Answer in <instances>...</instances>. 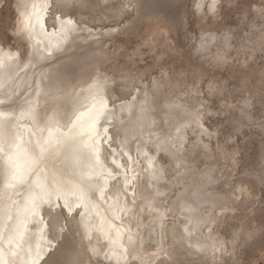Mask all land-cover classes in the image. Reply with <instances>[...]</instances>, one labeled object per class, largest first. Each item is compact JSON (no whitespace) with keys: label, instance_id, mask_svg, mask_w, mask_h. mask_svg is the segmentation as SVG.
Segmentation results:
<instances>
[{"label":"bare ground","instance_id":"bare-ground-1","mask_svg":"<svg viewBox=\"0 0 264 264\" xmlns=\"http://www.w3.org/2000/svg\"><path fill=\"white\" fill-rule=\"evenodd\" d=\"M134 1L144 13L156 8L173 10L178 3ZM50 5L52 0L19 1L16 33L29 44L27 61L0 44V264L48 261L67 230L60 224L57 237L51 236L50 215L41 210L44 204H59L60 212L62 204L67 211L62 214L77 222L78 249L87 264L175 263L174 242L198 263L222 262L241 238L233 233L228 246L218 234L217 220L228 205L224 204L227 197L213 191L218 182L214 169L191 172L183 154L187 128L207 134L199 113L181 108L185 116L177 121L176 113L165 112L163 121L170 120L171 129L159 133L161 127L153 126L146 97L134 95L120 116L125 123L121 151L108 143L112 152H105L102 142L111 133L105 121L115 117L104 95L105 84L96 79L73 87L69 75L72 64L82 65L99 55L103 37L83 33L73 38L70 33L76 22L69 15L56 14L55 27L49 29L45 18ZM218 9L219 0H197L200 15L212 16ZM253 13L261 26L258 30L252 24L254 31L246 38H255L258 47L264 45V12L254 7ZM230 39L229 33L224 37L201 33L196 52L221 43L228 47ZM111 125L115 128L114 120ZM197 139L196 147L201 142ZM164 152L172 160L174 174H181L173 182L160 162ZM13 171L23 174V179L14 180ZM178 185L182 191L177 200L163 206L167 191Z\"/></svg>","mask_w":264,"mask_h":264},{"label":"rangeland","instance_id":"rangeland-1","mask_svg":"<svg viewBox=\"0 0 264 264\" xmlns=\"http://www.w3.org/2000/svg\"><path fill=\"white\" fill-rule=\"evenodd\" d=\"M19 1L0 0V44L17 51L27 61L29 44L16 33ZM196 3L197 0H178L175 8L171 7L173 10L156 8L144 13L134 0H52L46 23L52 29L54 18L69 15L76 22L70 33L73 38L83 33L103 37L101 55L86 59L82 65L72 64L69 75L73 87L96 79L105 84L104 95L110 111L115 112L113 119L105 121L111 132L102 142L105 152H112L108 143L119 149L120 140H124L125 123L120 116L125 111L123 106L135 96L146 97L153 126L161 127L159 133H169L171 129V121H163L165 112L176 113L177 121L185 116L181 108L199 113L207 134L187 128L183 154L191 172L214 169L218 182L213 191L227 197L224 204L228 205L224 216L217 220L218 234L228 246L235 233L242 241H237L233 251L217 264H264V45L257 47L255 38H246L254 31L253 25L260 29L261 21L254 16L253 8L264 12V0H219L218 12L212 16L198 14ZM211 32L220 37L229 33L230 45L223 47L221 43L196 52L200 34ZM217 53L223 59L216 60ZM68 107L66 104L64 108ZM198 136L199 148L194 146ZM160 162L169 180L179 179L181 174H174L166 152ZM181 188L178 185L171 192L168 190L163 206L176 201ZM43 206L46 210H41L50 215L51 236L57 237L60 224L67 230L45 264H87L78 249L77 222L70 215H63L67 211L62 204L63 214L59 204L54 208ZM181 244L188 249L184 242ZM171 250L177 262L170 264L198 263L175 242Z\"/></svg>","mask_w":264,"mask_h":264},{"label":"snow or ice","instance_id":"snow-or-ice-1","mask_svg":"<svg viewBox=\"0 0 264 264\" xmlns=\"http://www.w3.org/2000/svg\"><path fill=\"white\" fill-rule=\"evenodd\" d=\"M69 23H71V21H69ZM53 27H55V24H53ZM95 127V124L93 125V128ZM107 131V129H105V132ZM97 135H99V133L97 132L96 133ZM33 151V153H35V149H33L32 150ZM17 155H19V153L17 154ZM25 155H27V153H25ZM37 156H38V154H36ZM11 157H9V160L11 161ZM13 164H14V162H13ZM17 177H19L20 179H23V174H21V173H17V172H15V171H13V173H12V178L15 180V179H17Z\"/></svg>","mask_w":264,"mask_h":264}]
</instances>
